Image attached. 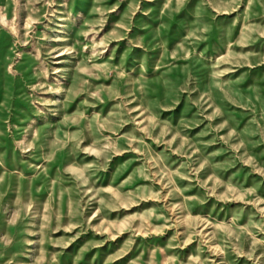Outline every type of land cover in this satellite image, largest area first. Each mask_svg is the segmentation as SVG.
Segmentation results:
<instances>
[{
  "label": "rangeland",
  "instance_id": "1",
  "mask_svg": "<svg viewBox=\"0 0 264 264\" xmlns=\"http://www.w3.org/2000/svg\"><path fill=\"white\" fill-rule=\"evenodd\" d=\"M0 264H264V0H0Z\"/></svg>",
  "mask_w": 264,
  "mask_h": 264
}]
</instances>
